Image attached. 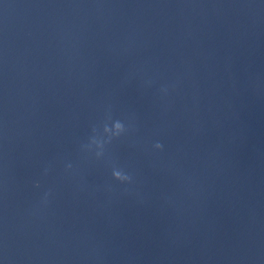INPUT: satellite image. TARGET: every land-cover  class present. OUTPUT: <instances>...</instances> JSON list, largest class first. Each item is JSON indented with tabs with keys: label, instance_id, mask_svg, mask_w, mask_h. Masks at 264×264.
<instances>
[{
	"label": "water",
	"instance_id": "95a60500",
	"mask_svg": "<svg viewBox=\"0 0 264 264\" xmlns=\"http://www.w3.org/2000/svg\"><path fill=\"white\" fill-rule=\"evenodd\" d=\"M0 262L264 264V0H0Z\"/></svg>",
	"mask_w": 264,
	"mask_h": 264
},
{
	"label": "clouds",
	"instance_id": "9594fccd",
	"mask_svg": "<svg viewBox=\"0 0 264 264\" xmlns=\"http://www.w3.org/2000/svg\"><path fill=\"white\" fill-rule=\"evenodd\" d=\"M123 127L124 126H123V124H122V122L120 120H114L112 122V125H111V130H112V132L114 134H118L119 132H121L123 130ZM156 146L158 148H160L161 147L160 142H157V145ZM66 167H69L70 168L71 167V164L67 165ZM115 175H116L117 179H120V180H128L129 179V177L126 176V175H121L119 173H116ZM34 183L39 184V181L38 180L37 181H34ZM0 264H2V262H0Z\"/></svg>",
	"mask_w": 264,
	"mask_h": 264
}]
</instances>
